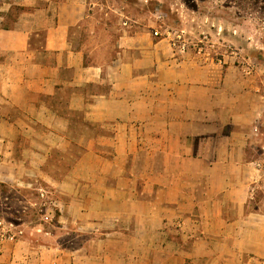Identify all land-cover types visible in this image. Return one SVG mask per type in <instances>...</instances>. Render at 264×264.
I'll list each match as a JSON object with an SVG mask.
<instances>
[{
  "label": "crops",
  "instance_id": "obj_1",
  "mask_svg": "<svg viewBox=\"0 0 264 264\" xmlns=\"http://www.w3.org/2000/svg\"><path fill=\"white\" fill-rule=\"evenodd\" d=\"M47 2L0 0V264H264L262 83Z\"/></svg>",
  "mask_w": 264,
  "mask_h": 264
},
{
  "label": "rangeland",
  "instance_id": "obj_2",
  "mask_svg": "<svg viewBox=\"0 0 264 264\" xmlns=\"http://www.w3.org/2000/svg\"><path fill=\"white\" fill-rule=\"evenodd\" d=\"M42 7L47 0H37ZM60 1V0H52ZM90 19L85 22L89 42L102 40L113 46L122 28L156 29V15L164 16L162 38L170 42L182 34L188 53L222 57L231 55L246 68L250 76L263 85L264 96V0H87ZM127 25L124 26V22ZM154 24H153V23ZM107 23V25H106ZM153 24V25H152ZM152 26V27H151ZM171 32L167 36V31ZM94 32V33H93ZM180 42L174 49L178 50ZM105 48V47H104ZM257 75V76H255ZM36 197H33L35 199ZM1 203V200H0ZM39 197L29 213L42 210L41 215L52 213L40 205ZM1 208V205H0ZM17 204L11 213H16ZM34 212V213H35Z\"/></svg>",
  "mask_w": 264,
  "mask_h": 264
},
{
  "label": "built area",
  "instance_id": "obj_3",
  "mask_svg": "<svg viewBox=\"0 0 264 264\" xmlns=\"http://www.w3.org/2000/svg\"><path fill=\"white\" fill-rule=\"evenodd\" d=\"M156 18L158 20L157 22L158 23L160 22V24H159V26L156 29H154L153 36L155 38H162L161 29H163V25H164V23L162 21V20H164V16L162 14H157L156 15ZM124 25H127V22H124ZM165 31H167V30L165 29ZM170 34H171V32L167 31V36H170ZM173 34H174L175 37L170 41V44L172 45L173 49L177 45V42H180L178 51L181 54L187 53L186 44L183 42L182 34L179 33V32H175ZM47 195L48 194H47L46 191L40 190V196H41V199L43 201V202H41L40 205L43 206V207H46L48 205L53 207L55 205V201H54V199H51Z\"/></svg>",
  "mask_w": 264,
  "mask_h": 264
},
{
  "label": "trees",
  "instance_id": "obj_4",
  "mask_svg": "<svg viewBox=\"0 0 264 264\" xmlns=\"http://www.w3.org/2000/svg\"><path fill=\"white\" fill-rule=\"evenodd\" d=\"M16 10L17 11L19 10V13H20V11H22L23 9L22 8H19V9L17 8ZM106 25H107V23H106Z\"/></svg>",
  "mask_w": 264,
  "mask_h": 264
}]
</instances>
